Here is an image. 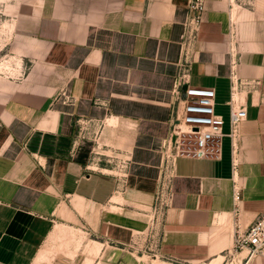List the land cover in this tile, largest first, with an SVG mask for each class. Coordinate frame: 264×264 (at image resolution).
<instances>
[{
    "label": "crops",
    "instance_id": "obj_1",
    "mask_svg": "<svg viewBox=\"0 0 264 264\" xmlns=\"http://www.w3.org/2000/svg\"><path fill=\"white\" fill-rule=\"evenodd\" d=\"M187 6L0 0V264H143L132 240L146 227L139 205L153 201L175 113ZM206 6L190 83L216 90L225 135L220 158H176L164 264H223L236 232L264 214V20L239 0ZM233 64L250 82L239 90L247 116L235 169ZM79 118L98 120L101 139L77 137ZM116 150L131 158L129 194L98 160ZM238 255L264 264V250Z\"/></svg>",
    "mask_w": 264,
    "mask_h": 264
},
{
    "label": "built area",
    "instance_id": "obj_2",
    "mask_svg": "<svg viewBox=\"0 0 264 264\" xmlns=\"http://www.w3.org/2000/svg\"><path fill=\"white\" fill-rule=\"evenodd\" d=\"M206 2L207 0H188V11L181 39L182 60L174 87L176 108L171 119L172 130L163 157V174L160 177L151 206V223L144 230H139L133 235V248L141 251L144 247L154 256H159L164 238L165 214L171 199L170 181L176 158L178 156L220 158L222 153L225 119L215 110L216 90L213 87L197 86L190 83L191 69L197 54L198 37L207 10ZM232 67L231 96L228 101L231 127L227 135L231 138L232 168L235 169L237 166L238 127L247 116V108L240 98L239 90L250 82L238 78L234 72L235 65L233 64ZM100 126L98 120L79 118L77 119V137L97 141ZM98 155L99 161L104 160L108 164H113L111 166L112 173L121 183L120 181L126 173L117 175V156L106 153H98ZM233 196L234 200L238 201L240 187L236 182ZM245 249L250 255L264 250V214L256 218L246 230L236 232L232 253L238 254Z\"/></svg>",
    "mask_w": 264,
    "mask_h": 264
},
{
    "label": "rangeland",
    "instance_id": "obj_3",
    "mask_svg": "<svg viewBox=\"0 0 264 264\" xmlns=\"http://www.w3.org/2000/svg\"><path fill=\"white\" fill-rule=\"evenodd\" d=\"M239 3L250 7L251 9H254L255 12L253 14H255V16H257L258 18H261V20H264V0H239ZM180 128V126L178 127V129ZM103 126H100L99 129V133H98V138L97 140L101 139V134L103 131ZM171 130H172V121H171V128L169 131V134L167 137H165L162 142H161V146L159 149V154H160V164H159V176H158V181H157V186L160 180L161 175L163 174V157H164V153L166 151V147H167V143H168V139L170 137L171 134ZM106 154H111L114 156H117V175L119 173H126L123 177L121 182V186L119 188L120 191L123 192H127L128 189V178H129V169H130V164H131V158L130 156L127 154L126 151H122V150H116L114 152H107ZM110 158V157H108ZM113 164H110V166H112ZM122 169V170H121ZM157 186H156V190H157ZM155 190V193H156ZM128 193V192H127ZM125 193V194H127ZM129 194V193H128ZM154 198H155V194L153 197V201L151 203H143L141 205H139V212H141L143 215H145L146 217V227H148L151 223V218H152V211H151V206L154 202ZM145 227V228H146ZM144 228V229H145ZM142 229V230H144ZM146 245V242H144ZM139 253V259L143 262V264H164L165 261H167L166 259L160 257V256H154L152 253H150V251L145 250V248L143 247L141 251H138ZM240 259L241 256H239L238 254H230L227 256V258L225 259V262L223 264H240ZM172 262V261H170ZM174 264H181L179 262H173Z\"/></svg>",
    "mask_w": 264,
    "mask_h": 264
},
{
    "label": "bare ground",
    "instance_id": "obj_4",
    "mask_svg": "<svg viewBox=\"0 0 264 264\" xmlns=\"http://www.w3.org/2000/svg\"><path fill=\"white\" fill-rule=\"evenodd\" d=\"M3 65V64H2Z\"/></svg>",
    "mask_w": 264,
    "mask_h": 264
}]
</instances>
